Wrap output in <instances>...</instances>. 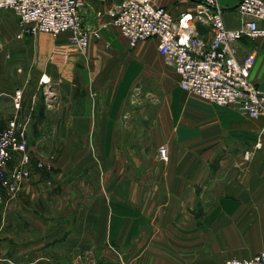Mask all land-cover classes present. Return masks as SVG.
<instances>
[{"label":"crops","instance_id":"1","mask_svg":"<svg viewBox=\"0 0 264 264\" xmlns=\"http://www.w3.org/2000/svg\"><path fill=\"white\" fill-rule=\"evenodd\" d=\"M85 2V26L108 23L85 52L68 32L19 40L15 12L0 10V132L28 121L44 164L15 197L0 186V264H224L263 252L264 117L183 91L157 39L131 48L109 23L113 1ZM152 2L195 11L194 0ZM218 2L228 29L248 20L240 0ZM236 50L256 54L250 78L264 93V37Z\"/></svg>","mask_w":264,"mask_h":264},{"label":"built area","instance_id":"2","mask_svg":"<svg viewBox=\"0 0 264 264\" xmlns=\"http://www.w3.org/2000/svg\"><path fill=\"white\" fill-rule=\"evenodd\" d=\"M97 1H113L106 12L109 23L119 28L131 48L141 41L158 40V50L176 71L183 91L210 103L233 107L254 119L264 117V93L250 78L257 56L251 53L239 60L236 50V43L242 39L264 37V27L259 24L264 20V0H240L237 11L248 20L238 29L226 27L218 0H194L195 11L179 17L152 0ZM85 6V0H0V10H12L18 18L17 39L40 33L57 37L68 32L70 42L81 52L87 50L92 38L100 39L102 28L108 25L85 26ZM103 14L98 12L99 17ZM198 24L211 30L210 39L200 37ZM42 83L50 84V79L44 76ZM23 99V91L17 89L13 96L16 110L22 108ZM27 127L28 121L12 119L0 132V186L11 198L32 176L35 167ZM162 154L167 155V150L163 149ZM224 264H264V251L250 258H231Z\"/></svg>","mask_w":264,"mask_h":264},{"label":"rangeland","instance_id":"3","mask_svg":"<svg viewBox=\"0 0 264 264\" xmlns=\"http://www.w3.org/2000/svg\"><path fill=\"white\" fill-rule=\"evenodd\" d=\"M170 67H171V66H170ZM171 68H172V67H171ZM136 98H138V96H136ZM47 140H48V139H47ZM29 152H30V151H29ZM30 155H31V153H30ZM31 159H32V156H31ZM39 163H42V162L35 163V167H34V169L36 168V165L39 164ZM33 164H34V162H33V159H32V165H33ZM42 164H43V163H42ZM43 166H44V164H43ZM43 166H42V167H43ZM30 178H31V177H30ZM30 178H29V179H30ZM29 179H28V180H29ZM21 188H22V187H21ZM20 190H21V189H20ZM19 192H20V191H19ZM19 192H18V193H19ZM18 193H17V194H18ZM17 194H16V195H17ZM16 195H15V196H16ZM0 241H2V244H3L5 247L8 246V244H9L8 241H7L6 239L2 240L1 237H0ZM0 260H1V254H0ZM5 263H6V262H5Z\"/></svg>","mask_w":264,"mask_h":264}]
</instances>
